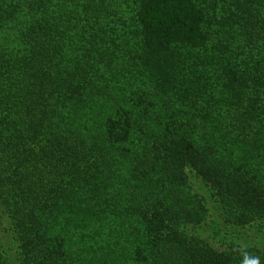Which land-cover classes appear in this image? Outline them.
<instances>
[{
    "label": "trees",
    "instance_id": "16d2710c",
    "mask_svg": "<svg viewBox=\"0 0 264 264\" xmlns=\"http://www.w3.org/2000/svg\"><path fill=\"white\" fill-rule=\"evenodd\" d=\"M212 90L264 130V0H0V223L19 264H264L190 227L192 177L230 224L264 226L258 143L228 158L187 110Z\"/></svg>",
    "mask_w": 264,
    "mask_h": 264
},
{
    "label": "rangeland",
    "instance_id": "374dc122",
    "mask_svg": "<svg viewBox=\"0 0 264 264\" xmlns=\"http://www.w3.org/2000/svg\"><path fill=\"white\" fill-rule=\"evenodd\" d=\"M208 91H206L207 93ZM205 93L204 100L201 99L200 106H194L198 109H195L190 105L188 106L190 111L195 112L197 116L196 121L199 122L201 125L204 121L211 122L210 132L212 135L215 134V139L213 138L214 142L218 141L221 146H227V148H223L222 152H226L225 156L228 158L232 154V152H236V155L239 154V140L247 139L251 142H257L259 145V150L264 155V134L262 133L261 128H256L259 120L254 122L247 121L245 118L247 116H239L241 119L237 120L239 117H234L229 115V112L224 108H217L215 109V105H218L217 99H219L222 104L226 99L225 95L222 94V90H212V93L209 92L208 94ZM213 95H215L213 97ZM247 97V96H245ZM215 110V111H214ZM219 112V114L215 112ZM213 113V114H212ZM215 113V115H214ZM222 113V114H221ZM212 114V116H211ZM238 115H240L238 113ZM216 116V118L214 117ZM214 119L219 124H216ZM237 121V122H236ZM242 121V123H241ZM248 122H251L254 126V131L260 133H255L254 137L247 136L249 128ZM244 126V128H243ZM261 129V130H260ZM228 154V155H227ZM246 158L249 160V156L247 155ZM252 163H256L257 159H250ZM264 181V179H263ZM192 186L196 190L198 194L204 197V204L205 210L203 215V220L199 219L198 222L195 221L194 224H190L192 230L197 233L198 235L202 236L203 238L208 239L211 241L215 246L222 247V248H231L233 246H240L243 248H259L264 250V226L260 224H254L249 226H240L236 227L230 224L228 219V215L226 211L222 208L220 203L218 202V198L215 196L213 191L200 179L196 177H192ZM197 207L199 210V205L192 203L190 208ZM0 230L3 235V247L4 250L7 252L11 263L19 264V252L17 245L14 241V237L12 233H10V223L6 220H2L0 223Z\"/></svg>",
    "mask_w": 264,
    "mask_h": 264
},
{
    "label": "clouds",
    "instance_id": "9594fccd",
    "mask_svg": "<svg viewBox=\"0 0 264 264\" xmlns=\"http://www.w3.org/2000/svg\"><path fill=\"white\" fill-rule=\"evenodd\" d=\"M258 260H259V258L257 257V258L252 262V264H258Z\"/></svg>",
    "mask_w": 264,
    "mask_h": 264
}]
</instances>
